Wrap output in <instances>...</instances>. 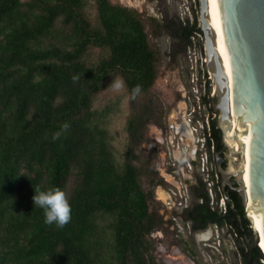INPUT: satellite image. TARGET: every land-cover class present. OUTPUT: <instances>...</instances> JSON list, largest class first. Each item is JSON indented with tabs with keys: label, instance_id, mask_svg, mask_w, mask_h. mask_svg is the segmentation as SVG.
Returning a JSON list of instances; mask_svg holds the SVG:
<instances>
[{
	"label": "trees",
	"instance_id": "1",
	"mask_svg": "<svg viewBox=\"0 0 264 264\" xmlns=\"http://www.w3.org/2000/svg\"><path fill=\"white\" fill-rule=\"evenodd\" d=\"M84 5L85 0H0V264H164L146 238L156 225L148 195L132 164L114 158L106 108H94L93 101L117 75L132 99L145 92L162 55L149 35L168 27L184 49L192 27L151 15L149 34L137 10L109 0H95L94 24ZM90 47L104 54L87 61ZM136 85L140 91L133 94ZM147 119L141 112L127 120L133 141ZM212 131L215 151L222 150L214 122ZM72 169L77 176L68 192ZM52 187L63 189L71 205L63 227L46 224L43 209L32 201L37 188ZM226 190L233 207L228 202L225 215L207 202L187 215L202 224L231 223L245 263L249 222L238 192ZM261 252L264 257L258 244L248 264H258Z\"/></svg>",
	"mask_w": 264,
	"mask_h": 264
},
{
	"label": "rangeland",
	"instance_id": "2",
	"mask_svg": "<svg viewBox=\"0 0 264 264\" xmlns=\"http://www.w3.org/2000/svg\"><path fill=\"white\" fill-rule=\"evenodd\" d=\"M109 1L111 3L137 10L140 13V18L144 22L145 28L148 32L149 21L147 18L151 15H154L158 21L163 22L165 20H173V16L177 13V20L181 23L179 12L183 0H173L170 3H165L163 0ZM83 13L92 23L97 24L99 22L95 0H85ZM192 13L194 21L198 23L199 6H197L196 11L193 9V12L191 11V14ZM57 23L59 24V21H57ZM149 36L150 41L156 44V47L162 54L158 61L157 75L155 76L152 85L145 92H139L136 94L135 98L132 99L130 92L125 86L121 89H113L111 87V82L105 89L96 94L93 101V107L98 110L106 108L105 124L108 129V134L111 137L109 148L112 150L117 163L121 164L124 160H127L132 164L136 170L137 180L142 190L148 195V209L156 219H159V215L162 214L164 209V190L167 189L168 183L163 179L161 183L157 185L156 181L159 180L165 172L170 171L171 169H164L165 163L160 162L156 158L155 148H151V144L152 141L157 142L156 139L154 140V137H159L161 133L163 138H168L167 123L168 120L171 119L176 121V115L175 113L173 114L174 105L179 98L180 86L187 85L188 67L185 47L183 49V46L181 47L177 43V38L169 31L168 27H161L160 33L157 36ZM102 54H104V52L99 48L90 47L87 51L86 60L95 61ZM182 54L186 57V65H181L180 56ZM175 56L176 59H174ZM174 61H176V63ZM117 78L122 79L121 76L117 75L112 81ZM171 111L173 116L170 115ZM141 112L144 115V118L148 119L141 132L135 136V141H133L126 128L127 120L131 117L136 118L137 114H140ZM156 116H161V122L159 121V117L157 119ZM157 145H159V143ZM160 145L165 148L164 143H161ZM128 149L130 150L129 157L126 153ZM195 149L198 150L197 147ZM162 153L163 152H161V154ZM166 160H168V157ZM229 164V159H227L225 166L229 168ZM196 172L201 173L199 168ZM152 175H154V178ZM76 176V169H72L67 182L68 192H71ZM171 177L174 179L173 183L175 184L179 182V180H183L181 173L174 174V172H172ZM183 184L182 191L185 190L184 193H186L185 183L183 182ZM191 232L189 234L187 231L178 232L174 226L172 229H169L160 224L159 219V225L156 224L148 235H146V238L151 241V244L153 245L152 253L155 259L160 263L181 264L180 262H183L185 264H190L191 260V263L193 262V264H226V259L228 264H239L240 258L237 259V252L234 248V250H230L231 252L233 251L232 255H230V252H224L223 249H221L220 252L212 247H206V251L203 250V253H201L198 250L196 243L193 242L190 237ZM198 244L201 246L200 241ZM173 246L178 247L179 250H177V254H173ZM180 255H183L184 257L181 258ZM234 255L236 259L233 261ZM261 255L262 258H260L258 262H263L264 264L262 252Z\"/></svg>",
	"mask_w": 264,
	"mask_h": 264
},
{
	"label": "water",
	"instance_id": "3",
	"mask_svg": "<svg viewBox=\"0 0 264 264\" xmlns=\"http://www.w3.org/2000/svg\"><path fill=\"white\" fill-rule=\"evenodd\" d=\"M198 3L207 66L216 84L218 128L227 151L226 155L221 150L215 152V165L230 207L233 201L226 186L235 189L241 198L250 229V235L245 237L248 254L244 264H248L260 238L251 221L252 211L259 216L264 241V0H198ZM245 133L248 192L241 178L245 161L241 137ZM231 140L238 143L237 149ZM233 155L242 167L232 170L222 166L224 158L230 162Z\"/></svg>",
	"mask_w": 264,
	"mask_h": 264
},
{
	"label": "built area",
	"instance_id": "4",
	"mask_svg": "<svg viewBox=\"0 0 264 264\" xmlns=\"http://www.w3.org/2000/svg\"><path fill=\"white\" fill-rule=\"evenodd\" d=\"M181 6L179 12L181 24L192 27L185 44L189 84L185 120L193 132L194 142L198 148V150L196 149V166L201 172L200 175L203 184L199 203L207 202L211 211L223 216L228 211V202L220 184V174L215 165V138L212 131L213 122L214 126L218 128L219 118V111L215 108L216 84L207 66L204 37L200 30L199 19L198 23H196L192 16L193 13L191 14V11L193 12V9L196 11L197 6H199L198 0H183ZM226 153L227 151L224 149V154L226 155ZM183 156L186 166L191 168L192 164L185 152ZM232 157L235 158L234 155ZM167 163L175 164V159L171 153L169 154ZM172 172L174 174L179 173L178 169H173ZM179 184L178 189H172L170 191L173 195L178 196L177 203L185 207L187 205V195L184 193L185 190L182 191L184 186L183 180H179ZM173 220L175 221L176 231H187L188 234L192 231V224L190 222L182 223L176 217H173ZM212 229L213 241L211 243L206 242V244L221 252L222 233H225L237 252V259L240 258L239 264H244L240 252H238L241 237L235 227L228 221L223 222L222 225L217 221H213ZM225 263L228 264L226 259Z\"/></svg>",
	"mask_w": 264,
	"mask_h": 264
},
{
	"label": "flooded vegetation",
	"instance_id": "5",
	"mask_svg": "<svg viewBox=\"0 0 264 264\" xmlns=\"http://www.w3.org/2000/svg\"><path fill=\"white\" fill-rule=\"evenodd\" d=\"M181 58V65H186V57H184V55L182 54L180 56ZM174 59H176V56L174 57ZM176 63V61H174ZM188 74V73H187ZM188 77V75H187ZM188 88H189V84H188V78H187V85H181L179 88V98L177 99V102H175L174 105V111L173 114L175 113L176 115V121L168 120L167 123V129H168V138H163L162 133L159 135V137H154V140L156 139V141L159 143V145H157L158 143L155 141H152L151 144V148L154 147L155 148V154H156V158L160 161L165 163V170L166 169H171L170 171L165 172V174H163V176H161V178L159 180L156 181L157 185H159L161 183V181L164 179L166 180L165 182L168 183L167 186V193L169 194L170 198L168 200L167 198V203L166 205H164V209L161 215H159V219H160V224L166 226L169 229H172L173 226L175 227V221L173 220L172 216H174V213H176V215H184V209L182 207V205H179L177 203V196L173 195L171 193L170 190L172 189H178L180 184L179 182H177L176 184L173 183L172 181L168 180V176H172V170L173 169H178L179 173L181 172V170H193L196 168V145L194 142V135L193 132L190 130L189 125L187 124L186 120H185V112H186V108L188 105L187 102V93H188ZM172 111L170 112V115H172ZM157 119L159 116H156ZM159 121L161 122V116L159 117ZM178 137V138H177ZM176 142H180L182 143L181 146L179 147V150H177L176 147ZM161 143L165 144V148L164 146L160 145ZM161 152H163L161 154ZM187 155L189 161L192 164L191 168H188L185 164V160L183 159V154ZM171 153L172 157L175 159V164H170L167 163L166 158L169 157L168 155ZM221 153L224 154V148L222 147ZM151 156V155H150ZM166 161V162H165ZM195 162V163H194ZM227 159L224 158L222 163H225L226 165ZM223 166V164H222ZM149 168V167H148ZM151 171V170H150ZM152 173V172H149ZM199 175V179L198 182L201 186V190H203V184H202V179H201V175L198 172ZM152 177L154 178V175H152ZM173 179V178H172ZM174 180V179H173ZM156 185V186H157ZM159 219H156L155 224L159 225ZM157 227V226H156ZM173 254H177L179 250L178 247H174L173 248Z\"/></svg>",
	"mask_w": 264,
	"mask_h": 264
},
{
	"label": "crops",
	"instance_id": "6",
	"mask_svg": "<svg viewBox=\"0 0 264 264\" xmlns=\"http://www.w3.org/2000/svg\"><path fill=\"white\" fill-rule=\"evenodd\" d=\"M163 1L165 3L166 2L170 3L173 0H163ZM175 12H177V11H175ZM176 14L177 13H175V15L173 16L174 17L173 20H177ZM170 20H172V19H170ZM181 144L182 143H180V142H176L177 150H179V147L181 146ZM195 170L197 171V167L194 169V171L193 170L186 171L183 169V171L181 170V172H180L181 177L183 178V182L185 183V186H186L185 188H186V193H187V205L185 207L179 206V207H182L184 209V212H185L184 215L180 216V215H178V214L176 215V213H174V216H172V218L176 217V219L182 223L190 222L192 224V232L190 234V237L193 240V242L196 243L198 250L201 253H203V250H205L206 247H209L206 244V242L211 241L212 237H213L212 222H207V223L202 224V223H199L197 221H193V219L191 217H188V215H187V212L189 210L193 209L195 206H197L199 204V198L201 197L200 194L202 193L201 186L198 182L199 175H198V172H196ZM168 180L173 182V179L171 176H168ZM164 191L163 192L165 195L164 196L165 201L163 200V203H164V205H166L167 198L169 200L170 196L166 192V190H164ZM199 241L201 243V246H199V244H198ZM203 246H205V247H203ZM221 249H223L224 252H230V255H232V252H233V251L231 252L230 250H234L233 246L231 245V242L229 241V239L225 233H222V247H221ZM204 254L206 255L205 252H204ZM235 259H236V257L234 255L233 261ZM211 264H213V263H211Z\"/></svg>",
	"mask_w": 264,
	"mask_h": 264
},
{
	"label": "clouds",
	"instance_id": "7",
	"mask_svg": "<svg viewBox=\"0 0 264 264\" xmlns=\"http://www.w3.org/2000/svg\"><path fill=\"white\" fill-rule=\"evenodd\" d=\"M77 78L78 77H73V79ZM124 86V81L121 78H117L111 83V87L113 89H121ZM139 91V85H136L132 89L133 94L138 93ZM67 127L68 124L65 123L63 125V128L66 129ZM58 135L59 133H56L54 135V138ZM32 201L34 205L39 206L41 209H43L44 222L46 224L55 223L57 227H63L71 219V205L69 203L67 194L63 189L59 187H52L45 190L37 188L35 190V194H33L32 196ZM212 241L213 237L212 240L208 242L211 243Z\"/></svg>",
	"mask_w": 264,
	"mask_h": 264
},
{
	"label": "bare ground",
	"instance_id": "8",
	"mask_svg": "<svg viewBox=\"0 0 264 264\" xmlns=\"http://www.w3.org/2000/svg\"><path fill=\"white\" fill-rule=\"evenodd\" d=\"M241 139L243 140V142L245 143V151H244V164H243V171H242V175L241 178L243 180L244 185L247 187V192H248V185H249V158H248V146H247V134L245 133L244 135H242ZM230 143H234L235 148H238V143L236 141L233 142V140L230 141ZM235 156V155H234ZM230 164L229 167L232 170L237 169L239 166L242 167V165L240 164L239 160H236V156L235 158H232V156H230ZM251 215V221L253 223L254 228L257 230V232H259V245L261 246L263 252H264V241L262 238V232H261V224H260V220H259V216L257 213H255L254 211H252L250 213ZM181 264H185L183 262H180Z\"/></svg>",
	"mask_w": 264,
	"mask_h": 264
}]
</instances>
